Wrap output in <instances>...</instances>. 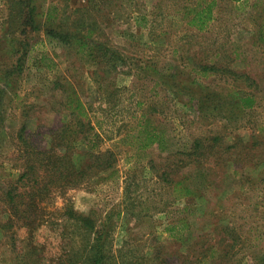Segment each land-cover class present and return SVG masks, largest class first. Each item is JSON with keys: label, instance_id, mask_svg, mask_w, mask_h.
<instances>
[{"label": "rangeland", "instance_id": "obj_1", "mask_svg": "<svg viewBox=\"0 0 264 264\" xmlns=\"http://www.w3.org/2000/svg\"><path fill=\"white\" fill-rule=\"evenodd\" d=\"M208 1H35L32 19L38 31L26 36L21 68H12L9 85L0 87V224L11 227L0 229V264H86L82 246L92 243L91 235L62 216L65 205L95 221L96 228L109 220L104 229L107 264H185L188 254L197 255L207 241L227 238L219 226L235 229L240 242L225 257L209 256L205 264H264L259 261L264 257V43L257 41L264 0L242 5L214 0L212 20L196 33L186 26L182 11ZM4 3L0 0V67L6 68L15 65L19 41L6 29L10 17ZM50 7L56 8V18L46 22ZM140 17H145L143 23ZM56 26L90 29L87 43L106 46L125 64L109 66L98 57L95 62L76 47L62 45L45 34ZM199 65L218 70L200 75ZM241 74L251 80L249 86L236 78ZM231 90L241 92L238 96L252 92L253 107L233 109L235 102L221 96ZM206 94L222 97L220 111L230 110L226 114L231 116L210 111L209 98H198ZM73 98L87 109L95 135L89 141L96 143L92 153L111 152L112 168L85 176L60 194L50 193L39 203L41 225L26 232L5 222L4 213L2 180L7 173L16 175V132L25 124L29 140L48 147L68 121L66 107ZM143 114L167 133L174 149H186L202 136L217 135L223 145L240 143L214 157L217 165L211 160L214 176L198 178L191 167L175 171L176 159L155 146L136 149L120 143ZM252 138L257 143L248 153ZM73 147L77 166L86 146L78 140ZM162 173H169L167 180L188 177L191 187L199 186L202 193L174 201ZM182 223L185 227L173 235L188 240L168 238L165 227Z\"/></svg>", "mask_w": 264, "mask_h": 264}, {"label": "trees", "instance_id": "obj_2", "mask_svg": "<svg viewBox=\"0 0 264 264\" xmlns=\"http://www.w3.org/2000/svg\"><path fill=\"white\" fill-rule=\"evenodd\" d=\"M4 5L7 6V14L10 17V23L7 24L6 29L14 32L16 41H19L17 45V54L14 67H0V87L6 89L10 83V76L13 74L12 68L19 70L21 68L23 59L27 53L28 42L26 36L30 33H35L36 26L32 19L35 14L34 4L36 0H4ZM229 2H240L242 4L247 3L248 0H228ZM215 6V1L210 0L208 2L196 3L194 7H184L183 17L186 20L185 24L187 27L194 29L196 33H200L206 30L208 23L212 20V9ZM264 11V10H263ZM264 16V13H263ZM23 17V18H21ZM46 22L49 20H55L56 8L50 7L45 12ZM142 23L145 21V17H140ZM51 22V21H49ZM8 30V31H9ZM92 31L90 29H71L66 30L56 26L55 29H45V34L48 37L53 38L64 46L76 47L78 51L83 54L90 55L95 62H99L101 59L103 63L112 66L114 63L125 64L124 60L118 57L115 53L109 50L106 46H102L98 43H87L85 37H89ZM13 36L10 38V40ZM13 40V39H12ZM257 41L264 43V23H261L258 28ZM13 46V45H12ZM14 50V51H16ZM100 59H98V58ZM101 61V62H102ZM201 71H197L200 75L206 73L215 74L213 72L218 69H214L213 66L199 65ZM220 73L225 72L224 69H219ZM232 78L234 73L226 71ZM220 73H216L220 75ZM237 79H241L248 86L251 84V80L246 75H236ZM235 79V78H234ZM0 94H4L0 89ZM241 94L239 91L231 90L228 93H221V96L227 98L228 101H232L233 105L235 102L236 107L233 109L250 110L255 104L252 92H245ZM213 96L212 94H206L203 96L199 95V99L202 100L204 97ZM211 97L207 103L211 110L223 114L222 103L218 100L222 97ZM195 98L194 95L189 97L190 100ZM66 107L68 109V121L60 126L57 135L52 137L49 141L48 147L46 143L43 145H35L33 141L29 140L31 134L27 133L25 124H22L16 132V154L13 157V162H18L16 165H12L16 170V175L11 177L9 173L6 174V178L2 180V186L4 188L3 202L6 204L5 207V222L11 223L12 226L20 225L26 228V232L32 225L39 227L41 224L39 220L42 215L43 208H40L39 203L47 200L50 193L60 194V190L64 188H73L80 183L81 179L85 176L94 175L96 172H109L112 168L114 158L113 154L108 151L102 153H92L93 147L96 145L92 144L91 136H95L92 133V127L90 126L89 117L87 115V109L77 100L72 99ZM207 106V107H208ZM232 111H224L223 116L227 118L228 114ZM90 132V133H89ZM27 136V137H26ZM130 141H127V140ZM83 141L86 146V151L81 155L79 165L76 166L72 156L74 154L73 144L76 141ZM120 143L133 146L136 149H147L151 146H155L158 152L165 153L174 157L175 160V171L182 168H192V174H195L198 178H208L214 176L212 173L211 165H208L211 160L213 165H217V161L213 159L218 154H226V152L235 149L237 144L240 143L236 140L235 143L223 145L221 138L217 135L212 137H197L193 139L189 146L185 149H174L173 143L169 142L168 135L164 131L158 130L154 125L151 124L150 119L143 114L140 121L135 124L134 130L128 133H124L120 138ZM130 142V143H127ZM257 140L252 138L250 144H248V153L253 150L256 146ZM92 144V145H91ZM232 166V176H235V166ZM169 173L160 174L161 178L166 180L169 184V195L172 200H181L189 197L198 196L201 192V188L194 186L193 188L189 184L188 177L174 180H167ZM208 186V184L206 185ZM52 191V192H51ZM62 216L75 223L82 232L86 235H91V244L86 242L82 246L83 250L86 251L84 262L86 264H107V256L105 254L104 245L107 240L106 231L104 229L108 226L109 220H104L101 227H95V221H92L88 216L77 213L65 205ZM180 228L178 229V227ZM185 224H168L165 227V232L168 238L174 239L175 242L183 243L187 241L185 237L175 238L173 232L175 230L180 231L184 228ZM0 229L11 230L10 225L0 224ZM219 231L226 235L227 238L219 237L207 241L206 247H199L200 251L197 255L188 254L189 259H185V264H205L206 258L214 255L226 256L235 243L240 242V235H236V231L233 228L227 229L226 226H219ZM86 246L88 250H86ZM189 248V247H188ZM187 248V249H188ZM155 259V258H154ZM150 263L153 258H147ZM211 260V259H210ZM262 263L264 257L259 259Z\"/></svg>", "mask_w": 264, "mask_h": 264}]
</instances>
